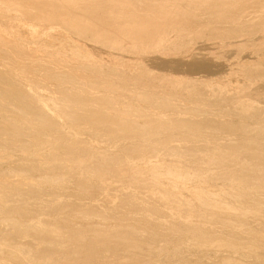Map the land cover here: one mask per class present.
Wrapping results in <instances>:
<instances>
[{"label":"bare ground","instance_id":"6f19581e","mask_svg":"<svg viewBox=\"0 0 264 264\" xmlns=\"http://www.w3.org/2000/svg\"><path fill=\"white\" fill-rule=\"evenodd\" d=\"M0 264H264V0H0Z\"/></svg>","mask_w":264,"mask_h":264},{"label":"rangeland","instance_id":"374dc122","mask_svg":"<svg viewBox=\"0 0 264 264\" xmlns=\"http://www.w3.org/2000/svg\"><path fill=\"white\" fill-rule=\"evenodd\" d=\"M82 136H84L85 134H81Z\"/></svg>","mask_w":264,"mask_h":264}]
</instances>
